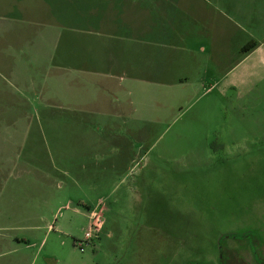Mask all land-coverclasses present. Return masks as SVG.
Here are the masks:
<instances>
[{
	"label": "rangeland",
	"instance_id": "obj_1",
	"mask_svg": "<svg viewBox=\"0 0 264 264\" xmlns=\"http://www.w3.org/2000/svg\"><path fill=\"white\" fill-rule=\"evenodd\" d=\"M58 2L0 37V264H264L259 54L202 51L184 0Z\"/></svg>",
	"mask_w": 264,
	"mask_h": 264
},
{
	"label": "crops",
	"instance_id": "obj_2",
	"mask_svg": "<svg viewBox=\"0 0 264 264\" xmlns=\"http://www.w3.org/2000/svg\"><path fill=\"white\" fill-rule=\"evenodd\" d=\"M163 1L175 7L183 0ZM58 4V0H0V37L22 38L30 29L28 25L39 26L41 21L47 20L46 18L56 20L57 13L53 12V9ZM202 4L212 7L216 15L205 14L202 18ZM195 6L199 7V15L189 13V16L199 24L200 31L206 35V45H203L202 51L209 49L220 58L221 54L236 53L241 51L247 42L254 41L255 47L246 52L238 62L248 61L255 54H259V59L264 62V0H184L185 9L192 10ZM191 44H194V39H191ZM18 52L23 54L24 50L20 48ZM207 59V65L212 64V68L215 67L212 56L208 54ZM15 60L18 61L16 64ZM22 63L24 62L21 57L14 58V55L0 51V67L6 69L9 74L13 73L16 78L18 74L12 70L23 66ZM99 200L92 204L90 199H78L76 206H70L68 203L61 206L70 208L73 213L84 218L89 226L92 213L102 215L104 207ZM79 203L83 209L79 207ZM51 223L46 222L47 230L53 227Z\"/></svg>",
	"mask_w": 264,
	"mask_h": 264
},
{
	"label": "built area",
	"instance_id": "obj_3",
	"mask_svg": "<svg viewBox=\"0 0 264 264\" xmlns=\"http://www.w3.org/2000/svg\"><path fill=\"white\" fill-rule=\"evenodd\" d=\"M91 216L94 221L88 226V230L85 232L83 240H79V242H77V245L81 251L83 250L84 244L88 243L89 239L92 238L94 233L98 232L102 226V220H99V216H97L96 213H92ZM96 219L97 221H95Z\"/></svg>",
	"mask_w": 264,
	"mask_h": 264
},
{
	"label": "trees",
	"instance_id": "obj_4",
	"mask_svg": "<svg viewBox=\"0 0 264 264\" xmlns=\"http://www.w3.org/2000/svg\"><path fill=\"white\" fill-rule=\"evenodd\" d=\"M255 45H256V43L254 41H249L245 45L242 46L241 50H242V52H248L252 48H254Z\"/></svg>",
	"mask_w": 264,
	"mask_h": 264
}]
</instances>
